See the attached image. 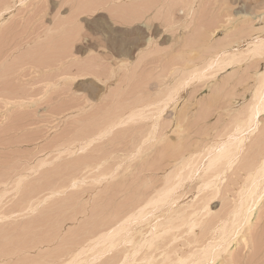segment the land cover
Wrapping results in <instances>:
<instances>
[{"label":"rangeland","instance_id":"obj_1","mask_svg":"<svg viewBox=\"0 0 264 264\" xmlns=\"http://www.w3.org/2000/svg\"><path fill=\"white\" fill-rule=\"evenodd\" d=\"M258 95L264 0H0V264H264Z\"/></svg>","mask_w":264,"mask_h":264},{"label":"bare ground","instance_id":"obj_2","mask_svg":"<svg viewBox=\"0 0 264 264\" xmlns=\"http://www.w3.org/2000/svg\"><path fill=\"white\" fill-rule=\"evenodd\" d=\"M262 94V93H261ZM260 95H258V98L256 99L257 101L252 105L251 111L248 116V122L252 123L254 119L257 117V115L264 110V99H262ZM243 138H238V140L235 141L234 145L231 147V145L226 146L219 152V157H224L227 162L231 160V158L239 152V148L241 146ZM214 158V157H212ZM264 174V169H261V172ZM248 203V202H247ZM248 205V204H247ZM247 205L245 206V210H247ZM243 206V205H242ZM243 212V211H242ZM246 218V215H245ZM243 220V219H242ZM226 238V237H225ZM229 240V239H228Z\"/></svg>","mask_w":264,"mask_h":264}]
</instances>
